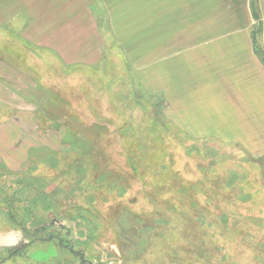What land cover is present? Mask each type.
Instances as JSON below:
<instances>
[{
	"label": "rangeland",
	"instance_id": "rangeland-1",
	"mask_svg": "<svg viewBox=\"0 0 264 264\" xmlns=\"http://www.w3.org/2000/svg\"><path fill=\"white\" fill-rule=\"evenodd\" d=\"M8 4L0 264H264V147L194 137L158 87L197 44L261 42L257 0ZM66 12L98 28L63 31L69 51L38 29Z\"/></svg>",
	"mask_w": 264,
	"mask_h": 264
},
{
	"label": "crops",
	"instance_id": "crops-1",
	"mask_svg": "<svg viewBox=\"0 0 264 264\" xmlns=\"http://www.w3.org/2000/svg\"><path fill=\"white\" fill-rule=\"evenodd\" d=\"M250 9L251 13L257 14L256 24L261 29L258 34L263 41L255 43L248 30L251 28H246L231 31L219 41L195 45L178 55L180 65L173 87L168 84L175 80L169 79L170 67L167 65V77L163 75L158 86L167 98L164 109L176 105L180 129L191 131L194 137L245 146L254 141L264 147V63L258 56V50L264 52V0H257L256 7L252 5ZM9 10L8 0H0V26L12 19V14L21 13L19 8ZM38 29H46L53 48L69 51L74 49L73 43L63 41V31L67 38L72 29L98 28L91 18L66 12L51 18ZM41 33L38 30L39 36ZM71 55L65 54V64H74L76 59L70 58ZM85 57L78 61L88 65ZM172 90L176 93L172 94Z\"/></svg>",
	"mask_w": 264,
	"mask_h": 264
},
{
	"label": "trees",
	"instance_id": "trees-1",
	"mask_svg": "<svg viewBox=\"0 0 264 264\" xmlns=\"http://www.w3.org/2000/svg\"><path fill=\"white\" fill-rule=\"evenodd\" d=\"M254 41H255V39H254ZM258 56L260 57L261 61L264 63V52H259V51H258ZM49 238L52 239L51 236H50ZM51 239H49V240H51Z\"/></svg>",
	"mask_w": 264,
	"mask_h": 264
}]
</instances>
